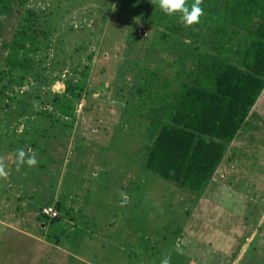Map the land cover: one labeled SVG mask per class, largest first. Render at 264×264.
Wrapping results in <instances>:
<instances>
[{
    "label": "rangeland",
    "instance_id": "rangeland-1",
    "mask_svg": "<svg viewBox=\"0 0 264 264\" xmlns=\"http://www.w3.org/2000/svg\"><path fill=\"white\" fill-rule=\"evenodd\" d=\"M156 4L30 0L0 17V90L9 86L0 93L9 171L0 180V264H160L164 256L218 264L247 247L241 264L255 250L264 255V93L201 198L144 169L150 113L161 105L138 97L146 71L161 75L153 92L166 93V79L178 92L175 61L197 30L181 23V37L157 23ZM30 11L45 33L20 89L6 64ZM165 34L180 42L163 44ZM57 95L73 100L75 119L58 120ZM18 148L35 150L38 165L17 172ZM120 191L131 198L125 207Z\"/></svg>",
    "mask_w": 264,
    "mask_h": 264
},
{
    "label": "trees",
    "instance_id": "trees-1",
    "mask_svg": "<svg viewBox=\"0 0 264 264\" xmlns=\"http://www.w3.org/2000/svg\"><path fill=\"white\" fill-rule=\"evenodd\" d=\"M29 1L0 0V17L12 15L16 4L23 7ZM98 1L103 5L115 2ZM187 2L190 6L194 0ZM157 6L153 19L184 37L178 15H166ZM202 7L204 15L192 26L197 30L187 37L193 45L182 42L175 61L179 91H167L175 81L166 79L161 89L166 93L153 92L151 86L161 75L148 69L138 92L141 100L147 93L161 103L150 113L147 130L153 142L144 169L199 198L264 93V0H203ZM39 25L38 16L30 11L9 46L6 65L9 71H17L20 89L41 50L40 38L45 31L38 29ZM161 39L165 45L180 42L168 34ZM188 62L194 68L188 69ZM7 88L0 93L6 95ZM54 105L61 116L58 120L75 119L70 97L57 95Z\"/></svg>",
    "mask_w": 264,
    "mask_h": 264
},
{
    "label": "clouds",
    "instance_id": "clouds-1",
    "mask_svg": "<svg viewBox=\"0 0 264 264\" xmlns=\"http://www.w3.org/2000/svg\"><path fill=\"white\" fill-rule=\"evenodd\" d=\"M160 10L169 16L178 15L180 22L185 27H192L200 22L204 15L202 7L203 0H194L189 6L187 0H157ZM38 153L33 149L18 148L15 150V165L16 171L20 172L22 168H34L38 165ZM9 171L6 163V158L0 155V180L8 178ZM120 201L119 206L125 207L131 203V198L126 192H119ZM160 264H171V257L164 256L160 260Z\"/></svg>",
    "mask_w": 264,
    "mask_h": 264
},
{
    "label": "crops",
    "instance_id": "crops-1",
    "mask_svg": "<svg viewBox=\"0 0 264 264\" xmlns=\"http://www.w3.org/2000/svg\"><path fill=\"white\" fill-rule=\"evenodd\" d=\"M260 100V99H259ZM257 105V104H256ZM256 107V106H255ZM255 109V108H254ZM178 248V247H177ZM186 249L188 248V246L187 247H185ZM174 250H175V248H173ZM247 249H248V247H247ZM247 249L245 250V253H243V254H239L238 255V260H231L230 261V259L229 258H227L226 257V255H224V256H220L219 257V262H218V264H241V262L243 261V259L246 257V254H247ZM240 250H242V248L240 249ZM176 251H178V250H176ZM260 250H255V252H254V254L250 257L251 259L249 260L250 261V263L249 264H261L259 261L263 258L262 256H264V255H261L260 254V252H259ZM178 254V256L180 255L179 253H177ZM183 256V255H182ZM215 256H216V254H215ZM186 260H188V262L187 263H189V264H204V263H202L200 260H198V259H195L194 257H186V256H183ZM217 257V256H216ZM203 260V259H202ZM204 261H205V259H204ZM201 262V263H200ZM206 262H208V261H206ZM240 262V263H239ZM207 264H210V263H207ZM246 264H248V261L246 262ZM262 264H264V261L262 262Z\"/></svg>",
    "mask_w": 264,
    "mask_h": 264
},
{
    "label": "built area",
    "instance_id": "built-area-1",
    "mask_svg": "<svg viewBox=\"0 0 264 264\" xmlns=\"http://www.w3.org/2000/svg\"><path fill=\"white\" fill-rule=\"evenodd\" d=\"M52 211V210H51ZM45 212H47V214H49L50 215V213L48 212V211H45ZM56 215V214H55Z\"/></svg>",
    "mask_w": 264,
    "mask_h": 264
}]
</instances>
